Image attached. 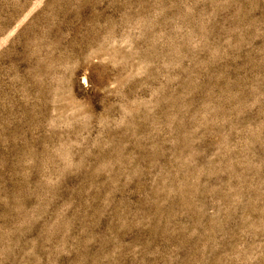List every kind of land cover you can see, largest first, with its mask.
Masks as SVG:
<instances>
[{"label": "rangeland", "instance_id": "374dc122", "mask_svg": "<svg viewBox=\"0 0 264 264\" xmlns=\"http://www.w3.org/2000/svg\"><path fill=\"white\" fill-rule=\"evenodd\" d=\"M0 264H264V0H0Z\"/></svg>", "mask_w": 264, "mask_h": 264}]
</instances>
